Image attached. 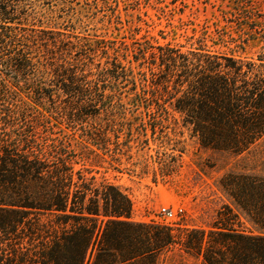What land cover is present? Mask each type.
Listing matches in <instances>:
<instances>
[{
	"label": "trees",
	"instance_id": "trees-1",
	"mask_svg": "<svg viewBox=\"0 0 264 264\" xmlns=\"http://www.w3.org/2000/svg\"><path fill=\"white\" fill-rule=\"evenodd\" d=\"M43 1L0 0V19ZM247 3L236 0L229 13L239 19L236 30L206 27L186 50L80 36L67 13L57 27L52 9L48 17L36 8L37 28L23 29L20 39L0 26V59L21 77L23 104L21 116L6 110L1 118L13 135H0V264L152 263L175 243L202 264H264V172L230 170L217 184L226 203L209 226L174 235L168 226L132 221L129 196L90 168L104 161L100 152L111 164L130 147L132 129L118 124L127 105H145L159 124L135 129L145 144L148 130L167 136L175 114L214 151L240 155L264 138V8ZM252 3L264 7V0ZM11 83H0L8 101ZM124 133L129 140L120 142Z\"/></svg>",
	"mask_w": 264,
	"mask_h": 264
},
{
	"label": "rangeland",
	"instance_id": "rangeland-1",
	"mask_svg": "<svg viewBox=\"0 0 264 264\" xmlns=\"http://www.w3.org/2000/svg\"><path fill=\"white\" fill-rule=\"evenodd\" d=\"M57 1L44 0L39 5L10 8L7 19H0V26L12 29L13 34L18 35L16 38L20 39L23 29L37 28L39 23H36V15L33 14L36 8H43L48 17L50 14L46 9H52L53 16L57 18V27L69 20L62 17L67 13L77 26L76 34L80 36H98V39L114 40L118 45L125 42L130 49L137 43L163 45L170 42L183 46V50L206 27L211 32H214L217 24L227 25L232 30L239 27V19L229 14L232 8H237L236 0H66L68 3L65 5ZM246 1L248 5L243 8H264L253 4V0ZM46 18L43 22H46ZM54 24L53 21L49 25ZM67 25L74 28L71 24ZM19 43H15L14 49L19 47ZM13 51L16 52L12 49L4 52L3 57L11 53L14 55ZM248 52V56H256L259 47L250 48ZM4 64L5 61L0 59V83L11 85L13 81L18 88L13 89L10 95L12 100L8 101L0 94L1 136L13 135V129L1 119L4 111L10 110L12 115L16 111L18 114L23 111L22 79L16 77L13 69L5 70ZM125 114L127 118L118 124L125 131L131 128L133 137L129 143L124 142L129 140L127 133H124L119 135L118 140L130 146L127 152H123V149L116 157L119 161L111 164L110 158L100 152L104 161L97 160L90 168L92 175L108 179L129 196L132 202L130 218L134 222L168 226L174 235L185 227L207 228L216 211L226 203V198L217 187L218 181L226 173L230 170L264 172V138L240 155L214 151L202 147L197 138L182 127L175 114L178 124H163L167 136L159 130L152 135L148 130L147 135L141 138L145 144L135 139V129H147L159 124L149 118L145 105H127ZM110 136L112 141L115 140L113 135ZM85 164L89 166V163ZM163 208H181L182 213L174 218H166L161 214ZM155 259L152 263L138 260L129 264H202L199 257L185 253L177 243L162 250Z\"/></svg>",
	"mask_w": 264,
	"mask_h": 264
},
{
	"label": "built area",
	"instance_id": "built-area-1",
	"mask_svg": "<svg viewBox=\"0 0 264 264\" xmlns=\"http://www.w3.org/2000/svg\"><path fill=\"white\" fill-rule=\"evenodd\" d=\"M182 213V209L178 208L177 210H172L169 208H163L161 214L166 218H174L175 216H179Z\"/></svg>",
	"mask_w": 264,
	"mask_h": 264
}]
</instances>
